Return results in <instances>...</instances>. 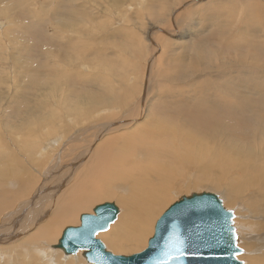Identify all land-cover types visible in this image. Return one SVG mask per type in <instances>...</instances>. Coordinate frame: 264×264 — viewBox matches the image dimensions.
I'll list each match as a JSON object with an SVG mask.
<instances>
[{"label":"rangeland","instance_id":"374dc122","mask_svg":"<svg viewBox=\"0 0 264 264\" xmlns=\"http://www.w3.org/2000/svg\"><path fill=\"white\" fill-rule=\"evenodd\" d=\"M66 1L0 0V122H2V119L5 117L10 119L9 121L5 120L2 124L0 123V138L4 143L0 146V155L2 154L0 159L9 156L12 157L13 160L15 159L12 161L15 167L11 164V161L8 162L9 167H14L19 170L20 175L25 174L32 179V181H30L31 188L27 190L25 194L19 196V198H22L16 203L14 211H16L19 206L22 207L21 209H23L24 213H26L28 208H30V210L34 209L33 211H35L37 208L42 207H47L49 214L57 209L60 211L63 206L70 201V194L78 193V191L84 188H90L89 183L92 182V180L89 177L90 174L87 173H90V166L93 165L94 162L98 164L101 159L100 156L107 151V142L115 138H122L123 135L126 134L125 132H130V130L135 127V124L139 123L138 121L141 122L144 115V119L149 118L150 116H156L161 119V121L165 123L164 127H167V130L173 131L179 142H182L181 138H184L185 141L186 129L192 131L200 130V133H203L204 131L205 133H209L208 130L210 128L203 130L198 123L193 122L195 117L201 119V113L205 111L204 108L206 107L203 105L202 108H199L197 106L198 100L195 98L199 96L200 91L203 90L201 86L205 83L210 85L214 83H224L216 69L218 64H223L225 67L227 62H235L240 57L248 63L244 64L238 60L240 65L234 67L232 65L231 70H233L227 72V82H232L234 77H242L239 74L246 76L245 80L244 76L242 77V81L244 80L243 82H245L249 78L247 74L251 71H260L264 76V48H261L260 50L256 49L257 46L247 48L245 43L241 44L239 40L238 43H236L235 39H233V42L231 41V45H229V42L222 40L223 37L228 36V33L223 35V33L227 31V28L229 29L228 21L229 25L235 27L234 30H236V32L240 30L239 36L242 34L245 35L246 33H249V36L257 34V36L264 40V0H202L201 2L199 0ZM246 3L247 5H245ZM179 8H183L185 11L180 10ZM235 8H238L239 15H237L234 19L235 21L233 20L231 23L230 19L227 17L231 15ZM245 9H248L247 11L250 13L246 12ZM26 10H31L32 13L35 12L36 14L39 13L38 16L45 14L47 17L44 19V22L32 24V13H26ZM47 11L49 13H47ZM60 12L62 14H60ZM252 12L254 14H252ZM58 14H60L62 18L58 16ZM63 14H67L71 18L67 15L65 18L63 17ZM75 16L78 17L75 18ZM57 19H60V24ZM65 19L67 20L65 21ZM26 25H28L27 29ZM20 27H22V29H20ZM243 28H245V30ZM252 32L253 34H251ZM231 33L233 34L234 32L231 31ZM55 34L57 35L55 38L59 40L52 39ZM173 35H181V38L178 36L175 38L177 40L182 39V41L186 39V41H184L183 44H174V46H178L179 48L175 47V49H172L167 45L165 40L168 41L169 38L171 40L174 39ZM166 37L168 39H164ZM11 39L12 41H10ZM13 43H15V45H13ZM31 43L32 46L30 45ZM168 43H170V41H168ZM58 44H65L68 51L70 50V47H67V44H69V46L73 45L71 54H74V61L76 59L77 61L74 62L72 69L70 67L71 65L66 66L67 62L64 61L68 60L66 58L67 53L66 55L60 56V59L57 56L54 58H46L44 52L43 54L40 53V51H42L40 50L42 46L47 47V50H50L49 48H51L54 52H61V47H59ZM159 44L161 45V48L158 46ZM19 47L23 50L21 49L20 52L22 53L17 54V50H19L17 48ZM196 47L198 48L196 56H200L198 58L199 63H197L198 67H196L194 71V73H197L193 74V72L188 69V65L190 59L194 58L193 49ZM69 57L70 56H68V58ZM81 57L85 58L84 62H81ZM49 61L51 63H49ZM78 61L80 62L78 63ZM255 62L258 63L256 64ZM35 65L40 68L42 65L45 67L43 75L37 74V70H29V67L32 68L33 66V68L36 69L37 67ZM24 69L27 70L25 71ZM148 69L151 71L147 84L149 87L147 91L149 92L148 100L146 102H139V93H141V87L143 88V85H146L145 79H147V76L144 75H146ZM85 70L88 72L84 74ZM165 71L167 74H165ZM119 77L122 79H119ZM207 78H209V80ZM33 80L37 81V84L39 83L38 85H43L37 92L31 93L28 88ZM219 89V85H212L207 92L212 96H220V93L218 92ZM239 89L244 90V87ZM142 91L144 95V90ZM227 91L228 90L226 89L225 93ZM92 94L99 97L100 101H107L109 97V99L115 101L113 102L114 105L105 107L108 109L104 108L102 111V108H99V106L91 108L90 105H87L84 102H87V97ZM35 97L37 98L34 99ZM101 98L103 100H101ZM250 98L252 99L251 101H253L252 104L258 106V97L252 94L250 95ZM132 103H135L134 106H132ZM72 105L76 109V105L80 106V108H83L85 105L86 114L77 122L73 118H69L70 121L68 122L67 118L62 117L66 109L73 107ZM86 107L88 108V111ZM98 109L99 111H97ZM219 109L220 115H222L221 121L224 119L223 123L234 128L230 130V132H232L231 136L238 137V140L232 141L234 144L238 145V148L244 149V145H246L249 150H253V147L255 146V152H258V150H264L263 134L252 137L248 135L250 130H238V127L246 126V121H243V119L246 118L245 116H236V118L233 119L231 117V112L226 108ZM19 110L22 112H19ZM47 114H53L54 116L55 114L58 115L56 125L49 126L42 122L44 127L41 126L34 131L35 144L33 145V148H29L27 142H22L21 138L20 141H18L19 137L14 132L10 135V132L6 131V128H9L12 125L16 128L17 124L23 122L29 124L28 121L30 119L34 122L38 120L40 122L42 119L44 120L46 118ZM191 116L195 117L190 118L191 120H189V117ZM62 120H65L67 125L62 124ZM125 120L132 121H130V125H118L124 123L123 121ZM146 120L148 121V119ZM133 121L135 123H133ZM171 121L177 126L178 124L176 122H180L179 126L182 128L185 126L184 130H177L174 127H168L171 126V123H168ZM105 124H110V126L101 129ZM234 124H236V127H234ZM248 124H250V122ZM29 126L32 128L29 132H32L33 126L30 124ZM210 126L211 125L209 124L208 127ZM50 127H55L56 132L49 131ZM248 127L250 128V125H248ZM103 130V136L100 137L99 132ZM157 132V134L160 133L159 131ZM19 134L21 136L20 132ZM167 135L169 134L164 132L161 136ZM189 136L190 135L186 137V144L189 143ZM57 139H60L58 140L59 146L57 147L56 143L54 144L56 145L54 148H48V153L44 157H41L44 158V161L48 160L43 164L44 161L40 159V154L38 157L37 154L34 156V153L39 150V153L44 152V149H42L44 141L47 140L49 141L48 144L53 145L52 143L57 141ZM163 139L164 137L161 140ZM17 143L20 144L19 147L16 145ZM191 145H198V143L193 142ZM99 146V151L95 153L94 149ZM7 153L10 155L5 156ZM83 155L84 157H82ZM30 156L34 159L35 163L31 162ZM251 161L252 160H249V162ZM98 166L105 167V165L99 164ZM189 169L191 171L187 169L185 175H188V172L192 174L188 179L191 182L196 174V167L194 168L190 166ZM59 183H64V186L61 188L64 192H60L59 195L57 193V195L50 194L48 197H61L60 202H58L57 205H54L55 201L51 204L45 203L42 200V194H40V192L47 188H54ZM226 183L228 184L227 181ZM178 185L179 184H175V187ZM207 185L208 184L204 183L196 186H193L192 184H180L179 187H176V190L174 191L176 193L172 192V196L166 201V204L162 207L160 213L153 222L144 246L130 248L131 250H115L110 245L108 236L106 235L110 229H108V231L106 230V232H101L98 238L104 245L106 244L105 247L107 250L116 256L127 257L137 254L147 246V241L153 234V227L156 220L169 208L170 205L177 202L182 197L194 193H214L222 202L224 201L222 204L226 210L231 211L233 214L235 213V226L236 224L237 226L234 230L236 231L235 233L238 238L236 240V246L238 243L237 247H240L242 250V254H240L242 258L240 257L239 260L243 264H247L245 256L255 255L261 257L262 260L260 261V264H264V231L260 232L259 229L262 227L261 224H264V213H261V216H249V214H254V211L257 212L259 209L264 208V200H262L264 198L260 196L261 192L257 189L258 185L254 184L255 186L252 185L251 187V184L248 185L247 183L242 185L241 188V185H238L237 183V186L240 187L239 190L241 189L242 191L240 195L241 198L233 197L235 199L233 201L235 204L233 203V205L230 206L226 203L227 194H225V192L227 190L224 185H222L223 187L221 188L219 187V190H214V185L212 184H209V188H205ZM93 187L99 189V184L94 185ZM253 195L256 198H254ZM258 196H260V198H258ZM112 198L113 199L107 201L113 202L114 200L115 202L117 200L116 197ZM249 199L252 200L251 205L248 204ZM33 200L35 201L33 202ZM25 202H27V204ZM103 202L104 201L101 200L90 201L86 204L87 208L80 209L71 221L61 224L59 230L49 239L50 245H52V242L57 239V236L62 229H65L66 227H77L80 225L78 220L81 214L91 213L93 207L97 206V204H102ZM0 223L2 222L0 221ZM2 224L3 225L0 226V243L1 247H4V245L7 246L4 247L5 249L2 248V251L4 250V252L3 255L0 254V264L45 263L35 251L23 258V253H25L23 250H35V247H37V245H33L30 241L25 242L22 240L19 247H15L12 252L10 251L8 255H6V247L12 248L11 246L15 243L12 242L13 240L10 241L7 239L8 235H13L6 234L10 227H7L4 223ZM4 226H6V228ZM34 228L33 230H36V228ZM12 230H14L12 232H18L17 229L13 228ZM5 234L7 236H5ZM22 244H24L25 247ZM55 246H58V242ZM59 252L63 255V258L58 261L60 264H78L75 262L76 260H80V264H89L82 256V252L72 255L75 256L72 257L74 260L65 257L61 249H59ZM11 253L16 255H11Z\"/></svg>","mask_w":264,"mask_h":264},{"label":"bare ground","instance_id":"6f19581e","mask_svg":"<svg viewBox=\"0 0 264 264\" xmlns=\"http://www.w3.org/2000/svg\"><path fill=\"white\" fill-rule=\"evenodd\" d=\"M199 1L201 2L202 0H199ZM250 3H251V1H250ZM245 5H247V3ZM245 5H244V7H245ZM180 10H183V8H181ZM233 10L234 11L231 13V15L228 14L229 16L227 17L230 19L231 23L237 17V15H239L238 14V8H235ZM247 10H246V12H249ZM65 11H67V10H65ZM183 11H185V9ZM183 11H181V12H183ZM258 11H260V10H258ZM25 12L26 13H30V12L32 13L31 10H26ZM47 13H49V12L47 11ZM255 13H258V12H255ZM38 14H36L35 12L31 14V16H32L31 23L32 24H39L40 22H44V19L47 17V15H45V14H42L41 16H38ZM60 14H62V13L60 12ZM60 14H58V16H60ZM252 14H254V13L252 12ZM66 15L67 14H65V15L63 14V17H65ZM72 15H75V14H72ZM60 17L62 18V16H60ZM68 17H70V16H68ZM76 17H78V16H75V18ZM66 20L67 19H65V21ZM57 21L60 24V19L59 20L57 19ZM186 23H187V21H186ZM226 25H227V23H226ZM236 25H238V24H236ZM26 26H27L26 27V29H27L28 25H26ZM228 26H229V29L227 28V31H225L223 33V35L228 33V36L223 37V38L220 37V38H222V40L225 42H229L230 43L229 45H231V41L233 39H235L236 43H238V40L240 41L241 44L245 43V46L247 48L252 47V46H257L256 49H258V50H260L261 48H264V40L261 37L257 36L256 33H255L256 35H250L249 36L248 35L249 33L245 34V32H244L245 35L242 34L241 36H239L240 30L236 32V30H234L235 27H232V25H229V21H228ZM234 26H235V24H234ZM240 27H242V26H240ZM247 27H249V26H247ZM59 28H62V27H59ZM214 28H215V26H214ZM20 29H22V27H20ZM243 29L245 30V28H243ZM231 31H233L234 33L232 34ZM256 32H257V30H256ZM60 33H61V31H60ZM263 33H264V31H263ZM236 34H238V35H236ZM251 34H253V32ZM56 36H57L56 34L53 35L52 39L53 40H59V39L55 38ZM177 36L180 38L182 37L181 35H177ZM177 36H174V39H172V40L169 38L168 41H170V43H168V41L165 40L167 45L170 46L172 49H175V47H178V46H174V44H177V43L183 44L184 41H186V39H184L183 41H182V39L177 40L175 38ZM167 37L164 39H168ZM71 39H73V38H71ZM10 41H12V39ZM258 41H260V42H258ZM171 43H172V45H171ZM69 44H67V47H70L69 51L67 50L68 48H66L65 44H58V46L61 47V50L63 51V53H62V51L61 52H59V51L54 52L53 49L51 50V48H49L50 50H47V47H45V46H42L40 48V50H42V51H40V50L39 51L42 54L44 52V55L46 58H54L55 56H57V57H59V59H60V56L66 55V53H67L66 58L68 60H64V61L67 62L66 66L71 65L70 67L72 69L74 66V62L77 61V59L74 61V54H71L72 53L71 51L73 49V45L69 46ZM13 45H15V43H13ZM30 45L32 46V43ZM158 46H160V48H161L160 44ZM17 49H19V50H17L18 51L17 54L22 53V52H20V50L22 48L19 47ZM193 51H194L193 52L194 58L191 57L192 55L190 56L192 59H190V61H189L190 63L188 65V69H190L193 72V74H196L197 72L194 73V71H195L196 67H198L197 63H199L198 58L200 55L196 56V53H198L197 47L194 48ZM27 52H29V51H27ZM23 54H24V52H23ZM68 56H70V57L68 58ZM181 60H183V59H181ZM238 60H240L244 64H248L242 57L238 58L236 61L234 60L235 62H227L225 67L223 64L222 65L218 64V66L216 64V66H217L216 69H217L218 75L221 76V79H223L224 83H222V84L214 83L212 85H219L220 89L218 90V92L220 93L219 94L220 96H212V95L208 94L207 91L212 85L205 83L204 85L201 86V88L203 90H201L199 96L197 95L198 97L195 98L196 100H198L197 106L199 108L200 107L202 108L203 105L206 106L204 108L205 111H203L201 113V115H202L201 119H198L195 116H191V117H189V120H191L190 118L195 117L193 122L198 123L200 125V128H203V130L210 128L208 130L209 133H205V131L203 133H200V130L199 131H192L190 129H186L185 130V136L187 137L188 135H190L188 137L189 143L186 144V141H187L186 137L182 136V137H185V141H184V138H181L182 142H179L177 139V136L174 135L173 131L167 130L166 129L167 127H164L165 123L163 121H161V119L157 118L156 116H153V117L150 116L149 118L144 119V117H145V115H144L141 122L138 121L139 123L135 124V127L133 129H131L130 132H125L126 134H124L122 138H115V139L109 140L107 142V147H106L107 151L100 156L101 159L98 162L99 165H105V167L104 168L99 167L98 164L96 162H94V164L90 166V173H87V174H90L89 177L92 180V182L89 183L90 188H87V189L84 188V189H81L80 191H78V193L76 192L75 194L74 193L70 194V201L67 202L60 211H58V209H57V210H54L51 214H49L47 207H42V208H37L35 211H33L34 209L30 210V208H28L26 213H24L23 209H21L22 207H20V206L18 207V209L16 211H14L16 203L19 202V200L22 198V197L19 198V196L25 194L26 191L31 188L30 181H32V179H30V177L26 176L25 174L20 175L19 170L15 169L14 168L15 166L12 163V161H14L15 159L13 160V158L9 156L10 155L9 153L5 154V156L8 155L9 157L0 159V221L2 223H4L7 227H10L8 229V232H6V234L8 233V234H13V235L7 236L5 234V236H7V239H9L10 241L13 240L12 242L15 243L14 245L11 244L12 248L6 247V250H7L5 252V253H7L6 255H8V253L10 251L12 252L15 247H19L20 246L19 244L21 243L22 240L25 242L30 241L33 245H37V247H35V250H30V251L23 250L25 252V253H23V255H24L23 258H25L27 255H30L31 252L35 251V252H37L36 254H39V257H41L43 262H45L43 264H57L59 259L61 260L63 258V255L59 252V249L57 248L58 246H55V245L60 240V238H61L60 236L62 235L63 231L69 227L62 229L59 232L57 239L52 242V245H50L49 239L52 237V235L55 234L56 231L59 230L61 224H63L64 222H67V221H71L74 218V216L76 215V213L78 211H80V209H86L87 208L86 204L89 203L90 201H96V200L104 201L102 204H97V206L103 205L104 203H114L116 205V207L119 210V214H117L116 220L112 224H110V226L108 228L110 230L109 231L107 230L108 232L106 233V235L108 236V241H109L110 245L115 250H125V249H130V248H138L139 246H144L145 240L150 233V229H151L153 222L155 221L156 217L160 213V210L162 209V207L166 204V201L170 198V196H172V192H174L176 190V187H179L180 184L181 185L192 184L193 186H196L198 184H203V183L208 184L207 186H205V188H209V184H212V185H214L213 186L214 190L215 189L217 190L219 187L221 188V187H223L222 185H224V187L228 191V192L226 191L225 194H227V202L226 203L229 204V206L233 205V203L235 204V202H233L235 200L233 197H240V195H241L242 191H241V189L239 190L240 187L237 186V183H238V185H241V188H242V185H245L247 183H248V185L251 184L250 185L251 187L254 184L258 185L257 189H259V191L261 192L260 196H262V198H264V153H263L264 150H262V151L258 150V152H255V146H254L253 150L250 149L251 150L250 151L246 147V145H244L245 146L244 149L238 148V145L234 144L232 142L234 140H238V137L231 136L232 132H230V130H232L234 128H231L228 124L226 125L225 123H223L224 119L221 121L222 115H220V112H219V110H220L219 108H224V109L226 108L228 111L231 112V117L233 119H235L236 116L237 117L245 116L246 118H244L243 121H246V126L238 127V130H243V131H246V129L248 131L250 130L248 135L252 136V137L253 136H259L262 134H263L262 136H264V76L260 71L259 72L251 71L250 73L247 74L249 76V78L245 82H243V81L246 79V76L243 74H239L242 77L244 76L243 81H242V77H240V78L234 77L232 82H227V80H226V77L228 75L227 72H231L233 70V69L231 70L232 65H233V67L236 65L237 66L240 65ZM84 61H85V58L81 57V62H84ZM46 62H48V61H46ZM79 62L80 61H78V63ZM49 63H51V62L49 61ZM61 63H63V62H61ZM255 63L257 64L258 62H255ZM53 65H55V64H53ZM35 66L37 67V65H35ZM33 67L32 68L29 67V70H37V74L43 75L44 68H45V67H43V65L41 66V68L38 66L36 69H34ZM68 70H69V68H68ZM56 72H58V71H56ZM86 72H88V71L85 70L84 74ZM199 72H200V70H199ZM150 73H151V71L148 69V71L146 72V75H144V76H147V79H145L146 85L145 86L143 85L144 89L141 87V93H139L140 94L139 102H141V101L146 102L148 100L147 98H148L149 92H147V91H148L149 87L147 86V84H148V80L150 78ZM53 74H54V72H53ZM165 74H167L166 71H165ZM230 75H232V74H230ZM56 76H54V77H56ZM160 77H162V76H160ZM119 79H122V78L119 77ZM207 79L209 80V78H207ZM57 80L59 81L58 78H57ZM106 81H107V79H106ZM54 82H56V81H54ZM38 84H37V81L33 80L31 82V84L29 85V88H28L29 92H31V93L37 92L39 90V88L43 85L42 84L40 86ZM160 84H162V83H160ZM223 85L225 88L223 87ZM45 86H46V84H45ZM242 87H244V90H247V91L239 89ZM212 89H213V87H212ZM226 89L228 91L225 93ZM142 90H144V95H143ZM252 94L255 95L256 97H258L257 98V99H259L258 106H256V105L254 106L252 104L253 101H251L252 99L250 98V95H252ZM36 98L37 97H35L34 99H36ZM87 98H88V100H87V102L86 101L84 102L85 104L90 105L91 108L94 106L95 107L99 106V108H102L101 111L105 107H109L110 105H114L113 102H115L114 100L109 99V97H108L107 101H100L99 97H97L94 94L89 95ZM83 99H84V97H83ZM101 100H103V99L101 98ZM69 103H71V102H69ZM134 104L132 106H134ZM76 107H77V109L74 106L70 107V108L66 107L67 109H66L65 113H63L62 117L67 118L68 122L70 121L69 118L75 119L76 122L81 120V118L86 114L85 105L83 106V108H80V106H77V105H76ZM113 108H115V107H113ZM105 109H108V108H105ZM87 111H88V108H87ZM97 111H99V109ZM19 112H22V111L19 110ZM140 115H142V114H140ZM198 117H199V115H198ZM146 119H148V121ZM5 120L9 121L10 119L5 117L2 119V122H0V123L2 124ZM56 120H58V115L55 114V116H54L53 114H47L46 118L44 120L42 119L40 122H39V120L34 122L31 119L28 121L29 124L33 126L32 132H29L32 128H31V126H29V124L27 122L26 123L23 122L20 124L16 123L17 124L16 128L14 127V125H12L10 127L8 126L9 128H6V131L10 132V135L13 134V132H14L19 137L18 141H20V138H21L22 142H27L29 148H33V145L35 144V138H34L35 129H38L41 126L44 127L42 122L44 124L49 125V126H54V125H56ZM130 121H132V120H125V121H123L124 123H122V124H118V123H115V124H118L119 126H124V125L131 123ZM207 121H210V122H207ZM249 122H250V124H248ZM133 123H135V122L133 121ZM168 123H171V126H168V127H174L177 130H180V129L184 130V128H185V126H183L184 128L179 126L180 122H176L178 124V126L175 125L173 121L168 122ZM62 124H66V121L62 120ZM209 124L211 125L210 127H208ZM82 125H84V124H82ZM234 125H235L234 127H236V124H234ZM248 125H250V128L248 127ZM84 126H86V125H84ZM107 126H110V124H105V126H102L101 129H103ZM90 127H92V126H90ZM3 129H5V128H3ZM83 129H85V128H83ZM154 129L159 131L160 133L157 134L158 132L155 131ZM49 131L56 132V128L50 127ZM186 131H188V132H186ZM19 132L21 133V136H20ZM103 132H104V130L99 132L100 137L103 136ZM164 132L166 134H169V135L161 136L164 134ZM75 134H77V133H75ZM181 135H180V137H181ZM245 135H247V134H245ZM262 136H260V137H262ZM163 137H164V139L161 140ZM230 137H231V139H230ZM11 138H13V137H11ZM1 140L2 139L0 138V146H2L4 144L3 141H1ZM58 140H60V139H57V141L53 142L52 143L53 145L48 144L49 141H47V140L44 141V143H43L44 146L42 147V149H44V152L39 153V151H40L39 150L38 152L34 153V156H36V154H37V156L40 154V159L42 161H44V158H41V157H44L48 153V148H50V147L54 148L56 146L54 144L57 143V147H58L59 146ZM105 140H106V138H105ZM193 142L198 143V145H191ZM235 142H238V141H235ZM16 145L19 147L20 144L17 143ZM250 145H251V143H250ZM99 149H100V146L95 148L94 149L95 151L94 150L93 151L95 153H97L99 151ZM7 151H9V150H7ZM19 157L21 158L20 155H19ZM82 157H84V155ZM30 159H31L32 163H35L34 159H32L31 156H30ZM249 160H252V161L249 162ZM9 161H11V164L14 167H9V164H8ZM46 161H48V160H45L43 162V164ZM7 164H8V166H7ZM190 166H192L194 168L196 167V174H195L193 180L191 179L192 180L191 182L188 179L190 178V176H192V174L187 171L188 175H185L186 170L187 169L190 170L189 169ZM68 177H70V176H68ZM226 181L228 182L229 185L226 183ZM241 181H242V183H241ZM185 182H187V183H185ZM64 183H61V184L59 183L54 188L52 187L49 189L48 188L45 189V187L43 186V188L45 190L44 191L42 190L43 192L42 191L40 192V194H42V200L47 204H51L55 201L54 205H57V203L60 202L61 197L60 198L56 197L57 198L56 199V198H53L52 196H50V197H48V196L50 194H53V195L58 194L59 195L60 192H64V190H61V188L64 186ZM97 184H99V189H96L93 187L94 185H97ZM175 184H179V185L175 187ZM215 185H217V186H215ZM39 186H41V185H39ZM201 191H202V188H201ZM174 193H176V192H174ZM251 194H254V193H251ZM260 196H258V198H260ZM112 197H116L117 200L115 199L116 200L115 202H114V200H113V202L107 201V200L113 199ZM186 197H188V196H186ZM253 197H254V195H253ZM30 198H32V197H30ZM38 198H39V196H38ZM254 198H256V197H254ZM33 199H35V198H33ZM230 199H231V201H230ZM262 200H264V199H262ZM34 201L35 200H33V202ZM253 201H255V200H253ZM251 202H252V200L249 199L248 204L251 205L252 204ZM256 202H257V200H256ZM25 203L27 204V202H25ZM22 204H24V203H22ZM36 204H38V203H36ZM97 206H95V207H97ZM121 206H122V209H121ZM224 206H225V204H224ZM95 207H93L91 209V213L81 214L79 216L78 221L80 222V217L82 215H93L94 214L93 210L95 209ZM53 208H54V206H53ZM249 208H251V207H249ZM261 213H264V208L259 209L257 212L254 211V214H249V216L250 217H256L258 215L261 216L262 215ZM236 215H237V213H236ZM2 223H0V226L3 225ZM232 224H233V227L236 228L237 224L235 226V213L233 214ZM6 226H4V227L6 228ZM261 226H259V227H261V228H259L260 232L264 231V224L262 223ZM34 227L36 228V230H33ZM13 228L17 229L18 232L17 231L12 232V231H14V230H12ZM70 228H74V227H70ZM153 229H154V227H153ZM255 230H256V228H255ZM4 231H6V230H4ZM31 231H33V232H31ZM100 234L101 233H98L96 235V239L99 240L98 236ZM263 234H264V232H263ZM22 237H24V238L21 239ZM19 239H21V240H19ZM35 242H37V243H35ZM246 243H248V242H246ZM2 245H4V244H2ZM22 245L24 246V244H22ZM33 245H31V246H33ZM5 246H7V245H4V247ZM237 246H238V243H237ZM251 246H253V245H251ZM263 246H264V244H263ZM4 247H1V243H0V254L1 255H3L4 250L2 251V248L5 249ZM26 248H28V247H26ZM238 248L241 250L240 247H238ZM78 252H81V251H78ZM78 252L76 254H78ZM12 254H14V253H11V255ZM14 255H16V254H14ZM72 255H74V254L65 255V257H69V258H71V260H74L72 257H75V256H72ZM263 256H264V254H263ZM240 257L242 258L241 255H236L237 260H239ZM245 258H246L245 260H246L247 264H260V261L262 260L261 257L255 256V255L254 256L253 255H251V256L247 255V256H245ZM263 260H264V258H263ZM75 262L80 264L79 263L80 260H78V261L76 260ZM58 264H60V263H58Z\"/></svg>","mask_w":264,"mask_h":264},{"label":"water","instance_id":"95a60500","mask_svg":"<svg viewBox=\"0 0 264 264\" xmlns=\"http://www.w3.org/2000/svg\"><path fill=\"white\" fill-rule=\"evenodd\" d=\"M82 215L80 225L66 228L58 249L65 255L78 251L89 264H243L236 246L233 214L213 193L182 197L157 219L146 248L128 257L109 252L96 235L108 230L119 210L114 203Z\"/></svg>","mask_w":264,"mask_h":264},{"label":"crops","instance_id":"0c3cea01","mask_svg":"<svg viewBox=\"0 0 264 264\" xmlns=\"http://www.w3.org/2000/svg\"><path fill=\"white\" fill-rule=\"evenodd\" d=\"M193 37H194V36H193ZM193 37H192V38H193ZM192 38H191V39H192ZM191 39H190V40H191Z\"/></svg>","mask_w":264,"mask_h":264}]
</instances>
